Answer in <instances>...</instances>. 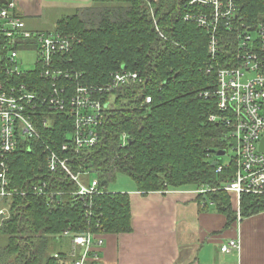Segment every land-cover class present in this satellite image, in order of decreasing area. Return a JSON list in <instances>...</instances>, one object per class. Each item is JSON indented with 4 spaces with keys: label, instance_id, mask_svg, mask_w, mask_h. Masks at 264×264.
<instances>
[{
    "label": "trees",
    "instance_id": "16d2710c",
    "mask_svg": "<svg viewBox=\"0 0 264 264\" xmlns=\"http://www.w3.org/2000/svg\"><path fill=\"white\" fill-rule=\"evenodd\" d=\"M236 1L245 23L257 25L264 0ZM184 3L92 0L88 7L57 20V31L77 39L66 60L71 83L105 87L122 71L138 72L145 79L142 85L105 95L99 144L80 157L105 191L119 175L130 178L142 194L217 189L234 175L231 166L222 173L212 166L219 160L217 153L228 148L223 127L209 121L216 102L205 97L217 87V69L210 66L207 33L185 21ZM227 38L224 35V41ZM222 49L223 55L233 51L225 43ZM146 97H151V104H146ZM53 120L52 127L39 129V140L21 141L7 162L10 186L28 194L0 199L10 212L0 223V264H68L69 253L60 248L67 239L63 233L82 234L89 222L105 234L133 231L128 193L105 192L94 198L89 221L83 203L70 196L77 186L66 176L47 175L43 144L59 150L71 142L74 128L62 113L54 114ZM124 135L128 144L122 147ZM41 179L50 182L52 190L66 193L59 205L49 208L46 199L29 193ZM197 202L224 215L227 228L238 222L230 196L222 191L200 194ZM241 211L242 219L264 213V196L243 195Z\"/></svg>",
    "mask_w": 264,
    "mask_h": 264
},
{
    "label": "built area",
    "instance_id": "2783aa9c",
    "mask_svg": "<svg viewBox=\"0 0 264 264\" xmlns=\"http://www.w3.org/2000/svg\"><path fill=\"white\" fill-rule=\"evenodd\" d=\"M21 1L0 0V199L28 194L10 186L9 157L21 141L39 140V129L52 127L53 115L62 113L74 124L72 138L59 150L43 144L47 175L66 176L77 186L70 196L83 203L85 219L90 221L94 198L110 191L100 188L96 174L80 163V157L99 144L98 128L105 121L107 107L105 95L123 86L142 85L145 79L138 72L122 71L115 73L105 87L72 84L73 74L66 67V60L76 37L30 29L18 12ZM184 1V19L207 33L210 66L217 69V87L205 93L206 98L212 97L216 102V113L209 121L223 127L227 154L233 151L229 163L219 161L216 166L217 173L233 167L232 179L217 189L201 187L195 192L228 194L237 221L241 222L243 195L264 196V14L257 25L250 26L239 15L236 0ZM155 26L165 38L156 21ZM224 35L230 38L224 41ZM224 43L233 50L230 55H223ZM29 55L34 59L31 71L23 67ZM22 79H27V83ZM145 102L151 104V97H146ZM121 140L125 147L128 137L124 135ZM29 193L46 199L49 208L59 205L66 195L52 190L46 179L32 184ZM9 217V208L0 204L1 221ZM88 224L82 234L73 235L70 230L63 233L64 238L70 239L71 264H87L95 250L103 246L106 234ZM99 224L97 221V228ZM240 250V242L235 239L221 248L226 255Z\"/></svg>",
    "mask_w": 264,
    "mask_h": 264
},
{
    "label": "crops",
    "instance_id": "0c3cea01",
    "mask_svg": "<svg viewBox=\"0 0 264 264\" xmlns=\"http://www.w3.org/2000/svg\"><path fill=\"white\" fill-rule=\"evenodd\" d=\"M66 5L68 0L59 4ZM18 12L27 24L35 22L44 12V0H22ZM195 191L187 187L142 194L132 189L128 194L133 231L104 235L103 246L87 264H264V248L255 246L263 247L264 239L256 242L253 236L254 230L264 235V224L253 220L264 221V213L247 218L250 223L242 220L227 228V218L212 206L204 209ZM233 239L240 242V252L223 254L221 248ZM60 248L69 253L70 239H64Z\"/></svg>",
    "mask_w": 264,
    "mask_h": 264
},
{
    "label": "rangeland",
    "instance_id": "374dc122",
    "mask_svg": "<svg viewBox=\"0 0 264 264\" xmlns=\"http://www.w3.org/2000/svg\"><path fill=\"white\" fill-rule=\"evenodd\" d=\"M64 1V0H44V12L40 18H37L35 22H28L29 26L34 28V30H39V31H46V32H59L57 31L56 28V23L57 20H59L62 16H67V15H72L76 13V8L77 7H88L89 5L92 4V0H71L69 2L68 0V5H66V8H62L59 6V4ZM66 2V0H65ZM75 12V13H74ZM255 36V35H254ZM25 65H23L24 70L31 71L34 69L33 64H34V59L31 58V55L29 57H26ZM233 155V151H229V155L227 154L225 157L219 158V161L223 164L229 163ZM135 188V183L128 177L124 175H119L116 179V182L114 183H109L108 185V190L110 192H115V193H129L132 191V189ZM230 203H232V198L230 197ZM232 207L234 210V205L232 203ZM235 212V210H234ZM259 216V215H258ZM256 217V216H255ZM244 222L250 223L247 220L249 219H243ZM257 222L263 223V220L253 219ZM251 221V220H250ZM1 223V219H0ZM239 223V222H238ZM255 227V226H254ZM252 229H255V228ZM262 231L260 230H254L253 231V236L256 240V242L262 241V238L264 239L261 235H259ZM256 248L262 249L260 244L255 243Z\"/></svg>",
    "mask_w": 264,
    "mask_h": 264
},
{
    "label": "water",
    "instance_id": "95a60500",
    "mask_svg": "<svg viewBox=\"0 0 264 264\" xmlns=\"http://www.w3.org/2000/svg\"><path fill=\"white\" fill-rule=\"evenodd\" d=\"M263 149H264V147H263ZM226 155H227V150H222V151H219V152L217 153V157H218V158L225 157ZM218 164H219V160L213 162V163H212V166H213V167H216Z\"/></svg>",
    "mask_w": 264,
    "mask_h": 264
}]
</instances>
